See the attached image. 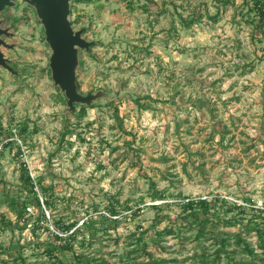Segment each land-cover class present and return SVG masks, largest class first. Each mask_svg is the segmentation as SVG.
<instances>
[{
	"label": "rangeland",
	"instance_id": "1",
	"mask_svg": "<svg viewBox=\"0 0 264 264\" xmlns=\"http://www.w3.org/2000/svg\"><path fill=\"white\" fill-rule=\"evenodd\" d=\"M259 9L256 0H72L68 20L87 46L76 47L71 98L54 79L35 6L3 7L0 264H264ZM22 163L48 202L34 231L17 215ZM199 198L215 205L197 239L184 207ZM25 207L24 216L38 211Z\"/></svg>",
	"mask_w": 264,
	"mask_h": 264
},
{
	"label": "water",
	"instance_id": "2",
	"mask_svg": "<svg viewBox=\"0 0 264 264\" xmlns=\"http://www.w3.org/2000/svg\"><path fill=\"white\" fill-rule=\"evenodd\" d=\"M15 0H0V12L11 6ZM35 6L46 31L47 41L52 49L50 66L56 83L67 90L71 98H76L71 74L76 47L85 48L87 43L79 32H74L68 20L69 3L72 0H24ZM85 1V0H80ZM1 27V22H0ZM84 101H87V98Z\"/></svg>",
	"mask_w": 264,
	"mask_h": 264
},
{
	"label": "trees",
	"instance_id": "3",
	"mask_svg": "<svg viewBox=\"0 0 264 264\" xmlns=\"http://www.w3.org/2000/svg\"><path fill=\"white\" fill-rule=\"evenodd\" d=\"M259 3L260 9H259V13L261 16V22L264 25V8H262L264 6V0H256ZM192 20H190V22H192ZM22 169L24 170L21 174V179L23 181L24 184V189L26 191V195L25 197H21L20 199V205L18 206V211H17V215L18 217L21 219H23V221L25 223H28L30 220L32 221L31 223V228L34 231L36 228H40V225L42 223V220L44 218V213L42 211V205L44 204H48L46 199H41L36 190L34 189L35 184L34 181L31 177V175L29 174V172L26 170V165L25 163H22ZM32 202L34 205H36L38 207V211L37 213H33V214H29L28 216H24L26 214V205L27 202ZM215 199H207V198H199V199H191L188 200L187 202H185V207L184 210L188 212H186V214L184 215V219L186 220V222L188 224H195L198 228H197V239L201 236L204 235L205 232V228L204 225L207 224L208 222L211 221V208L214 207L215 205ZM18 202V200H17ZM16 204V203H15ZM111 213H116L115 210H112ZM2 219V218H1ZM230 223V221H228ZM227 222V223H228ZM73 223L72 224H67L64 227H62V230L65 231V233L67 234L68 231L73 227ZM81 225L84 226V228L88 229L87 224H83V222L81 223ZM75 228L69 235H72L73 237H75L77 231ZM164 230H166V232H172V228H164ZM76 231V232H75ZM58 238L60 237L59 234L56 235ZM212 240L218 244V249L217 250H224L225 249V241L226 238L219 236L218 233H214L212 235ZM198 243V242H197ZM236 243L241 245L243 250H247L249 253L254 254L252 252V248H250L249 244L247 243V241L241 236V234H237L236 235ZM71 247V246H69ZM144 248H139L137 247L134 250H142ZM239 264H244L242 262H240Z\"/></svg>",
	"mask_w": 264,
	"mask_h": 264
}]
</instances>
